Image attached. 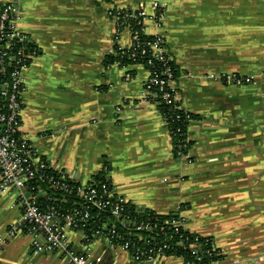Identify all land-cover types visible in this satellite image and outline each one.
<instances>
[{
  "label": "crops",
  "instance_id": "0c3cea01",
  "mask_svg": "<svg viewBox=\"0 0 264 264\" xmlns=\"http://www.w3.org/2000/svg\"><path fill=\"white\" fill-rule=\"evenodd\" d=\"M158 1L160 22L147 23L164 37L177 73L172 85L194 116L186 127L189 162L175 158L161 112L145 93L149 69L106 62L116 36L120 46L131 44L110 7L138 8L143 0H0V7L17 6L16 28L37 49L24 72L20 129L81 181L105 171L136 206L161 214L180 208L188 230L222 251L219 264H264V0ZM225 74L253 82L237 86ZM21 221L16 193L0 194V236ZM69 235L78 245L82 234ZM35 238L43 241L23 224L0 247V264H66L58 253L32 255ZM92 251L99 264H134L103 239Z\"/></svg>",
  "mask_w": 264,
  "mask_h": 264
},
{
  "label": "built area",
  "instance_id": "2783aa9c",
  "mask_svg": "<svg viewBox=\"0 0 264 264\" xmlns=\"http://www.w3.org/2000/svg\"><path fill=\"white\" fill-rule=\"evenodd\" d=\"M143 1L138 8L110 7L108 15L118 33L125 29L131 35V44L126 48L117 43L116 36L113 54H126L134 59L144 53L147 46L161 64L155 68L154 62L147 60L150 73L144 90L149 100L168 105L170 113H174L161 114L162 119L175 158L189 162L186 127L192 117L182 107L172 85L175 81L173 60L165 39L150 32L147 23L152 20L159 24L163 6L158 0ZM145 2H150L151 14ZM17 17L18 9L13 2L0 8V194L16 193L22 221L11 225L0 236V247L25 224L28 232L43 236L42 242L34 239L32 255L44 251L58 253L66 264H99L92 251L96 239L126 251L134 264L167 257L178 258L181 264H219L222 251L211 237L188 230L180 208L161 214L131 203L116 191L108 178L81 181L44 158L21 131L24 72L37 49L30 46L28 36L16 28ZM142 33L154 38L145 42L140 38ZM222 80L237 86L253 82V78L237 74H225ZM48 190L73 194L74 199L65 207L64 195L57 197ZM87 224H93L89 232L84 229ZM69 232L82 234L78 245L73 243Z\"/></svg>",
  "mask_w": 264,
  "mask_h": 264
},
{
  "label": "trees",
  "instance_id": "16d2710c",
  "mask_svg": "<svg viewBox=\"0 0 264 264\" xmlns=\"http://www.w3.org/2000/svg\"><path fill=\"white\" fill-rule=\"evenodd\" d=\"M138 28H140V27L138 26ZM140 38H141V40H144L146 42V41L152 40L154 37L152 35H145V34L142 33ZM144 48H145V52L142 53V54L136 55V57L134 59L128 58L126 54H123V56L120 55V54H118V55L113 54V55L109 56V58L107 59L106 62L107 63H116V62H118L121 65L130 64V63H141V64L145 65L148 68V65L146 64L147 60L151 59L154 62V67L155 68L160 67L161 64L158 63V61L153 58V56L151 54V50L147 46H145ZM171 64H172V66L174 68V77L176 79L177 73H176V70H175V64H174L173 61L171 62ZM7 71H8V67H7ZM157 106H158V109L160 110L162 115L166 116V115H173L174 114V113H170L169 106L164 104V103H162V102L157 103ZM190 116L192 118L194 117L193 114H191V113H190ZM173 124L175 125L176 123L173 122ZM189 144H190V142H189ZM105 178H106L105 171H101L94 177V180L95 181L96 180H104ZM48 192L51 193L52 195H56L57 197H63V195H64L65 201H66V203L64 205L65 207L69 206L71 201H73V199H74V195L73 194H62L60 192H55L53 190H48ZM171 215H173V214H171ZM92 227H93V224H87L84 229H85L86 232H89V229L92 228Z\"/></svg>",
  "mask_w": 264,
  "mask_h": 264
},
{
  "label": "rangeland",
  "instance_id": "374dc122",
  "mask_svg": "<svg viewBox=\"0 0 264 264\" xmlns=\"http://www.w3.org/2000/svg\"><path fill=\"white\" fill-rule=\"evenodd\" d=\"M80 178H82V175H80Z\"/></svg>",
  "mask_w": 264,
  "mask_h": 264
}]
</instances>
